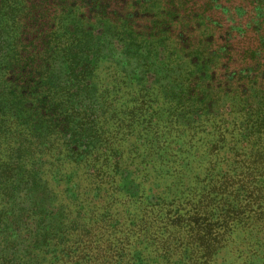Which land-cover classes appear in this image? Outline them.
Here are the masks:
<instances>
[{
    "label": "trees",
    "instance_id": "obj_1",
    "mask_svg": "<svg viewBox=\"0 0 264 264\" xmlns=\"http://www.w3.org/2000/svg\"><path fill=\"white\" fill-rule=\"evenodd\" d=\"M123 60L139 109L156 95L179 134L214 129L198 194L99 127ZM120 218L151 253L126 264H264V0H0V264H97L74 232Z\"/></svg>",
    "mask_w": 264,
    "mask_h": 264
},
{
    "label": "rangeland",
    "instance_id": "obj_2",
    "mask_svg": "<svg viewBox=\"0 0 264 264\" xmlns=\"http://www.w3.org/2000/svg\"><path fill=\"white\" fill-rule=\"evenodd\" d=\"M120 66L129 78L122 79V70L112 65L106 64L103 68L101 85L109 96L106 99L107 109H95L99 115V127L107 134L108 139L120 145L131 160L140 163L146 159L149 163L143 166H149L145 170L150 175L168 173L169 183H176L177 175L187 172L188 179L182 185H176L175 189H186L198 194L200 187L204 185L199 182L203 180L202 167L206 161L204 153L206 147L214 141V129L205 125L179 134L174 123L167 120V109H163L162 100L156 95L151 98L153 109H139L141 91L138 90V82L130 78L137 76V64L123 60ZM135 71L137 74H134ZM182 143H189L193 147L192 156H189L192 164L188 167L180 165L186 156L177 148ZM120 210L118 209L119 212ZM117 221L120 223L114 222L112 225L83 221L85 223L79 224L74 232L81 235L73 237L70 251L73 254L94 255L99 259L97 264H126L123 259L125 253L148 255V250L146 254L141 250L145 242L141 247L134 248L136 251L126 250L127 240L122 238V218Z\"/></svg>",
    "mask_w": 264,
    "mask_h": 264
}]
</instances>
